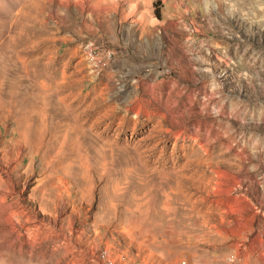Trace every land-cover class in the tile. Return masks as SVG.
I'll use <instances>...</instances> for the list:
<instances>
[{
    "label": "rangeland",
    "instance_id": "rangeland-1",
    "mask_svg": "<svg viewBox=\"0 0 264 264\" xmlns=\"http://www.w3.org/2000/svg\"><path fill=\"white\" fill-rule=\"evenodd\" d=\"M107 250L264 264V0H0V264Z\"/></svg>",
    "mask_w": 264,
    "mask_h": 264
},
{
    "label": "built area",
    "instance_id": "built-area-1",
    "mask_svg": "<svg viewBox=\"0 0 264 264\" xmlns=\"http://www.w3.org/2000/svg\"><path fill=\"white\" fill-rule=\"evenodd\" d=\"M88 46H95L96 51L98 52V55H100L101 64H103V70L108 66L110 61L117 55V51L114 48L103 46L101 44H97L96 42L89 41L86 43L85 47ZM101 254H110L111 255V263H104V264H114L115 259L113 255L107 250V252H100ZM182 264H186V262H183Z\"/></svg>",
    "mask_w": 264,
    "mask_h": 264
},
{
    "label": "bare ground",
    "instance_id": "bare-ground-1",
    "mask_svg": "<svg viewBox=\"0 0 264 264\" xmlns=\"http://www.w3.org/2000/svg\"><path fill=\"white\" fill-rule=\"evenodd\" d=\"M85 51L87 59L90 60L92 72L97 75L103 73V64H101L100 55H98L95 46L85 47Z\"/></svg>",
    "mask_w": 264,
    "mask_h": 264
}]
</instances>
